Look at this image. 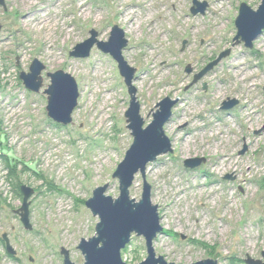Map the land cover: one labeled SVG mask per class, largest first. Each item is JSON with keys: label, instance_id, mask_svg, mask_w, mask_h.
I'll list each match as a JSON object with an SVG mask.
<instances>
[{"label": "rangeland", "instance_id": "obj_1", "mask_svg": "<svg viewBox=\"0 0 264 264\" xmlns=\"http://www.w3.org/2000/svg\"><path fill=\"white\" fill-rule=\"evenodd\" d=\"M197 1L207 7L193 16L192 0H4L0 150L8 156L0 153V264H63L61 249L73 264H83L77 246L95 235L98 223L85 202L105 185L106 196H119L112 175L132 144L124 117L127 87L117 64L96 47L86 59L69 56L91 30L106 42L114 26L127 40L125 62L136 70L132 86L144 127L161 100H177L164 126L173 152L145 173L164 231L153 244L156 257L174 264L264 262V32L251 49L234 40L240 5L255 11L260 0ZM215 6L224 7V21ZM218 24L227 26L225 33L216 31ZM35 59L45 67L37 94L19 80ZM59 70L75 79L79 93L68 126L52 122L45 110L46 74ZM227 100L237 105L222 110ZM252 112L259 117L249 122ZM193 158L205 163L184 168ZM255 165L260 174L251 175ZM22 185L34 190L31 230L15 215ZM141 194L138 174L129 197L138 201ZM3 235L13 256L5 251ZM146 257L143 238L132 235L122 261L139 264Z\"/></svg>", "mask_w": 264, "mask_h": 264}, {"label": "water", "instance_id": "obj_2", "mask_svg": "<svg viewBox=\"0 0 264 264\" xmlns=\"http://www.w3.org/2000/svg\"><path fill=\"white\" fill-rule=\"evenodd\" d=\"M0 6L4 8V0H0ZM207 5L197 0H192L190 12L193 16L204 14ZM237 43H243L245 48L251 49L253 43L264 32V0L254 11L245 3H242L238 10V17L235 20ZM1 31V26H0ZM89 38L77 44L69 53L73 59H86L90 56L91 50L96 47L102 54L108 55L117 64L120 76L123 78L130 98L129 107L124 114L127 130L132 137V144L126 151L122 162L117 166L112 178L118 181L119 196L114 199L106 196L108 185L98 187L92 192V197L85 202L86 208L91 215L98 219L95 226V235L87 240L81 239L77 250L83 257V264H125L122 261L121 253L130 243L132 235L143 238L147 257L139 264H174L167 263L162 257H156L153 242L157 235L162 233L158 208L151 203V188L145 178L146 168L155 162L157 158L171 154L172 148L168 137L164 134V126L169 121L172 108L177 100L165 98L161 100L152 113L151 122L144 127V120L140 116V105L136 100V90L132 86L136 70L130 67L122 56V50L127 46V40L123 31L114 26L111 29L106 42L97 40L98 33L94 30L89 32ZM229 51L220 54L215 61L207 65L198 75L194 77L193 84L203 78L223 58L229 55ZM45 67L38 61L33 60L29 66L28 73L21 72L19 80L24 88L34 94L40 92L43 81L41 73ZM186 74L191 71L188 68ZM46 77L50 84L43 91L46 95L47 117L54 123L61 126H68L72 123V113L78 103V88L75 79L59 70L54 73H47ZM237 105L235 100H227L222 104V110H230ZM205 163L204 158L187 159L183 162L186 169H196ZM140 174L142 179V194L140 200L130 199L129 189L133 184L136 175ZM21 207L15 211L25 230H31L29 223L30 198L34 190L22 185ZM5 251L13 256L8 239L2 236ZM63 264H73L68 252L61 249ZM264 259V252L262 253ZM193 264H217L215 260L206 259ZM245 264H264V262L247 258Z\"/></svg>", "mask_w": 264, "mask_h": 264}, {"label": "bare ground", "instance_id": "obj_3", "mask_svg": "<svg viewBox=\"0 0 264 264\" xmlns=\"http://www.w3.org/2000/svg\"><path fill=\"white\" fill-rule=\"evenodd\" d=\"M214 1V0H213ZM216 8H217V6H215ZM223 10V12H220V11H222ZM214 12H215V14H217V17L218 18H220L219 20L220 21H224L225 20V17H226V13H225V9H224V7H220V9H214ZM219 14V15H218ZM216 18V17H215ZM220 27V25L218 24V25H216V28H217V30L216 31H218L219 30V32L220 33H225L226 32V28H227V26L224 24L221 28H219ZM245 80H247V77H244L243 79H242V81L244 82ZM258 115H257V112H252L251 114H249V122H253L254 120H255V118H257L258 119ZM231 134H232V132H231ZM218 157H220V156H218ZM217 157V158H218ZM257 170V165H255L253 168H252V170H251V175H253L254 174V172ZM236 172V171H235ZM258 174H260L259 173V171H256ZM256 173V174H257ZM250 177L248 178V179H246L247 181H250ZM80 186H82L81 184H80ZM200 186V188L202 189H204L205 188V184H201V185H199ZM204 193V192H203ZM251 201V200H250ZM245 203L247 202H249V199H246L245 201H244Z\"/></svg>", "mask_w": 264, "mask_h": 264}, {"label": "trees", "instance_id": "obj_4", "mask_svg": "<svg viewBox=\"0 0 264 264\" xmlns=\"http://www.w3.org/2000/svg\"><path fill=\"white\" fill-rule=\"evenodd\" d=\"M1 137H3L4 138V136L3 135H0V138ZM5 142V141H4ZM0 146H1V142H0ZM2 151V149L0 150V153H2V155L4 156V157H7L8 156V154L7 153H3V152H1ZM7 152H8V150H7ZM27 167V166H26Z\"/></svg>", "mask_w": 264, "mask_h": 264}, {"label": "built area", "instance_id": "obj_5", "mask_svg": "<svg viewBox=\"0 0 264 264\" xmlns=\"http://www.w3.org/2000/svg\"><path fill=\"white\" fill-rule=\"evenodd\" d=\"M171 143V142H170ZM187 160V159H186ZM148 167V166H147ZM146 170H147V168H146ZM146 173V172H145ZM161 226V225H160ZM161 228H162V233L161 234H159V235H157V237H156V239L158 238V237H161V235L162 234H164V231H163V227L161 226ZM156 239L154 240L155 242H156ZM153 244H154V242H153ZM154 248V247H153Z\"/></svg>", "mask_w": 264, "mask_h": 264}]
</instances>
